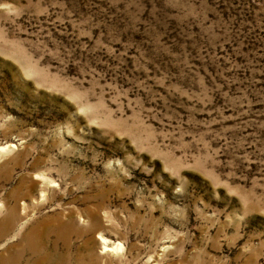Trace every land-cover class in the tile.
Returning a JSON list of instances; mask_svg holds the SVG:
<instances>
[{
    "label": "rangeland",
    "instance_id": "374dc122",
    "mask_svg": "<svg viewBox=\"0 0 264 264\" xmlns=\"http://www.w3.org/2000/svg\"><path fill=\"white\" fill-rule=\"evenodd\" d=\"M8 212L0 264H264V0H0Z\"/></svg>",
    "mask_w": 264,
    "mask_h": 264
},
{
    "label": "bare ground",
    "instance_id": "6f19581e",
    "mask_svg": "<svg viewBox=\"0 0 264 264\" xmlns=\"http://www.w3.org/2000/svg\"><path fill=\"white\" fill-rule=\"evenodd\" d=\"M5 219L4 220L0 219V225H1V222H7L8 223V225H7V223H5L4 226H0L1 227L0 231H2V233H4L5 231L7 232L9 230V228H10V226H9V223L11 221L10 212L7 213ZM31 238H32L33 243H34V245L36 247V250L31 247V244H30L29 240L25 238V240H24V242L22 243V246H21L22 247L21 248V253L24 254L26 251L34 252L32 264H40L41 259H42L41 258L42 255H40L39 250H40V248L42 246L43 239H42V237H39L38 234H35V236H31ZM103 244H104V248L106 250H110L111 249L109 247V245H107L105 239L103 241ZM116 248H117V246H116ZM9 259H12V260H14L17 263L19 261V256H17V255L16 256H12Z\"/></svg>",
    "mask_w": 264,
    "mask_h": 264
}]
</instances>
